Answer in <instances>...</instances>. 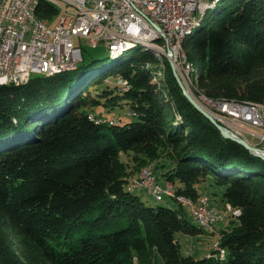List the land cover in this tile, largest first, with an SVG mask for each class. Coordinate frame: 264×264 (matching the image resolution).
Listing matches in <instances>:
<instances>
[{"label": "trees", "instance_id": "16d2710c", "mask_svg": "<svg viewBox=\"0 0 264 264\" xmlns=\"http://www.w3.org/2000/svg\"><path fill=\"white\" fill-rule=\"evenodd\" d=\"M199 18L183 40L191 80L200 76L209 97L264 103V0H219ZM164 61L167 101L151 83L159 60L150 52L0 84V264H264V159L225 138ZM110 75L128 87H112ZM98 105H128L136 119L110 125L115 117L90 110ZM162 160L176 193L197 199L203 176L241 209L220 229L223 257L183 255L175 233L202 227L180 203L147 205L128 188Z\"/></svg>", "mask_w": 264, "mask_h": 264}, {"label": "built area", "instance_id": "2783aa9c", "mask_svg": "<svg viewBox=\"0 0 264 264\" xmlns=\"http://www.w3.org/2000/svg\"><path fill=\"white\" fill-rule=\"evenodd\" d=\"M211 1L51 0V7L60 8V18H52L50 7H42L43 15L33 14V2L44 0H0V79L26 80L57 66H69L82 56V49L74 43L76 36L85 37L92 45L103 41L114 54L126 39L154 41L155 32H162L167 35L166 50L171 49L173 57H177L180 32L187 23H194ZM202 103L231 134L264 149V107L205 100ZM134 187H143L158 200H164L159 185L143 175L134 181ZM170 193L176 192L168 188V196ZM184 203L189 213L209 224L210 220L226 221L228 214L238 217L242 213L229 202L221 210L210 204L206 195L194 200L184 197ZM212 252L207 256L225 254L220 241H215Z\"/></svg>", "mask_w": 264, "mask_h": 264}, {"label": "rangeland", "instance_id": "374dc122", "mask_svg": "<svg viewBox=\"0 0 264 264\" xmlns=\"http://www.w3.org/2000/svg\"><path fill=\"white\" fill-rule=\"evenodd\" d=\"M228 2H229V0H223V5L226 6L228 4ZM217 5L219 8L221 6V3H219ZM45 7H51V5L47 4ZM52 15H53L52 18H59V12H56V11L52 12ZM213 18H214L213 11L208 10L206 19L204 20V25H208ZM201 25L197 29L194 30L193 34H195L197 32V30L200 29ZM193 34L191 33V35H193ZM188 36H190V35H188ZM74 43L76 46H78L82 49L83 60L81 62H79V65L87 64L90 61H92L93 59H101V58L109 57V59H110L109 65L112 67V65L114 63H116L117 61H119L121 59H124V58L127 59L131 56L142 57V56H144L145 52L152 53L154 56H156L158 58L159 62L156 64L151 63L149 65L150 67H155V66L158 67V69H156L152 72L151 83L154 86V89L156 90V92L159 95L161 94V96L163 97V99L165 101L168 100V97L170 99V96H169L168 89H166L167 84L165 83L166 78H165L164 74L166 72L167 67H166V62L164 61V57H166L169 60L170 64H171V61H173L175 63V66L177 68L179 76L182 78L184 85L188 88V90L193 95V97L196 99V101L199 104H201L205 109L208 110V107L206 105H204L202 103V101L204 102V99H206V98H208V99L214 98V97H209L207 94H205L204 87L202 86V83H200V80H199L200 76L197 77V81H196L197 83L196 82L194 83L193 81H191L188 74H190V70H191L192 66L187 60V53H186L185 48L183 47V42H182V49L180 51V54L177 57L172 56L171 58H169L167 55L168 50H167L166 55H165L162 53V51L158 53L155 49H153V48L146 49V47H144V46L143 47L142 46H129V48H126L125 49L126 51L123 52L121 55L119 54L117 57L112 58L109 55V51L107 49L106 43L103 41H100L97 45H92L85 37L76 36L74 38ZM166 43L167 42L165 41V44H164V42L163 43L161 42L160 44H163L166 47ZM136 47H139V48L137 49ZM164 51H166V48ZM188 64H189V66H188ZM172 70H173V68H172ZM62 72H64V71H59L58 73L57 72L53 73L50 76L57 75V74L62 73ZM47 76H49V75H47ZM118 77H122V76H116L115 77L113 75L112 76L110 75L106 79V81H107V83L112 84V87H114L113 85H115V84L120 85L118 83ZM122 78H124V77H122ZM125 80L128 82L127 79H125ZM104 85H105V83H104ZM104 85H102V86H104ZM179 86H180V84H179ZM180 88H181V86H180ZM120 89L123 90L121 88V86H120ZM97 91L98 90L95 89L94 94L98 95L99 92H97ZM216 99H221V98H215L214 100H216ZM223 99H228V98H223ZM229 99L248 104V103H246L247 101H242V100H238V99H234V98H229ZM88 100L90 102L91 101L93 102L94 99H93V97L89 96ZM103 101H104V99H103ZM248 102H252V101H248ZM252 103H254V102H252ZM255 103L264 104L263 102H255ZM90 110H94V112H96V113L103 112L102 114L106 115V117H108V118H111V117L119 118V120H117L118 121L117 123H114V124L108 123L110 125L120 124L122 122L133 121L136 119L135 115L129 114V111H133V110H131V108L128 105L117 106V107L112 108V109H110L109 107H105L103 105H98V106H95L94 108H91ZM104 115H102V116H104ZM175 117L177 119H179V118H181V115L178 112H175ZM121 158L123 160L129 161L133 164V160H130V157L128 155L126 156L125 154H123V155H121ZM156 164H157L156 162L152 161V163H148L147 165L143 166L140 170L141 172L139 171L138 174L129 181L128 188L131 185H134V181L136 179H140L143 175V177L146 178L147 180L150 179L153 183L164 187L165 188L164 190H167L168 188H170V189H172L173 192H176L175 187L171 182L172 180L166 179L167 175L165 174V172L167 171V168L170 166V163L168 161L162 160V161H160L159 164H164V166L157 167ZM148 169H149V171H148ZM146 171H148V172H146ZM202 178H203V176H201L199 178L200 182L198 183V188L200 191V196H198V198H200L203 195H206L209 198L210 204L215 205L216 207H218L222 210L224 207L223 205L226 203L223 200L224 186L219 185L218 183H216L214 181L210 182V181L206 180L205 178H203V179ZM131 182H132V184H131ZM204 182L207 184L206 187H203ZM131 189L134 190L133 193L139 195L147 205H151L154 207H157V206L179 207V201H180V204L183 205V211L185 212L184 216L187 218V220L190 221L191 224H196V221L194 220L193 215L191 213H189V209L187 208L188 206L186 207L187 203H184V195L185 194H179V195H181V196H179L178 193H172L173 196H171V195L168 196V194H166L163 191L164 200L158 201L147 189H145L143 187L141 188V187H132L131 186ZM185 197L195 199L190 195H186ZM176 198H178L179 200ZM232 217H233L232 215L228 214L226 221L216 220L214 222L215 224L208 225L207 227H202V230H197L196 232L177 231L175 233V237L180 243L181 253L183 255H193L195 257H204L208 253L212 252V249H215V241H218V240L220 241V239H221L220 229L224 225H226V223ZM234 218H236V217H234ZM211 230H213V231H211ZM218 232H220V234ZM224 255L225 254H222L221 257H223ZM157 264H163V261L160 257H158Z\"/></svg>", "mask_w": 264, "mask_h": 264}, {"label": "bare ground", "instance_id": "6f19581e", "mask_svg": "<svg viewBox=\"0 0 264 264\" xmlns=\"http://www.w3.org/2000/svg\"><path fill=\"white\" fill-rule=\"evenodd\" d=\"M219 0H212L209 4L205 5V7H203L201 9V14L199 15V17L207 10L208 7H211L213 6L216 2H218ZM45 3H47L48 5L50 4L51 5V0H44ZM41 2H33V14H37V9H38V6L40 5ZM56 12H59V18H60V8H55ZM53 16V15H52ZM199 17L194 21V23H187V28H185L182 32H180L179 34V41H178V49L181 51L182 49V42L185 38V36L189 33H191L193 31V29L196 27V25L198 24L199 22ZM165 41L167 42V35L165 33H162V32H155L154 34V41H151V40H148V39H126L125 41H122L121 43V48L115 52L113 55H115V57H117L119 54H121L122 52L126 51L125 49L126 48H129V46H137V45H141V46H144L146 48H153L155 49L158 53L162 51L163 54L166 55V51L165 50V46L163 44H160L161 42L165 44ZM157 53V54H158ZM112 55V56H113ZM185 55V54H184ZM189 66V64H188ZM68 66H57L55 70H51L49 72H46L47 75H51L53 73H58L59 71H64L66 70ZM120 78V77H119ZM30 78H26V80H22V79H14V80H6V79H0V84H6V83H14V84H17V85H20V84H24V83H27L29 81ZM118 83L124 87H128V85H126V82H124L123 80H118ZM206 96V95H205ZM202 98V97H201ZM215 98L213 99H204L205 101H214L215 103H224L225 105H239V104H244V105H251L253 107H264V104L262 103H252V102H246L248 104H245V103H242V102H239V101H236V100H230L229 98L228 99H216L214 100ZM91 119H93L94 117L93 116H90ZM114 120V119H113ZM95 122L97 120H94ZM113 122V121H111ZM222 124V123H221ZM148 168V167H147ZM154 169V168H153ZM149 171V169H148ZM146 171V172H148ZM141 172V171H140ZM139 178V177H138ZM132 184V182H131ZM132 187H134V185H131ZM131 186H130V189H131ZM166 187V186H165ZM142 188V187H141ZM165 188L162 187V186H159V194L160 195H163V191L168 194V189L167 190H164ZM132 190V189H131ZM171 196H173L172 193H170ZM177 195V194H176ZM179 195V194H178ZM181 196V195H179ZM186 195H184L185 197ZM177 197V196H176ZM182 198V197H181ZM157 199V198H156ZM178 199V198H176ZM158 200V199H157ZM179 200V199H178ZM194 200V199H193ZM158 201H161V200H158ZM180 203V201H179ZM182 203V202H181ZM183 204V203H182ZM187 207V205H186ZM188 208V207H187ZM194 217V220L196 221V223L201 226V227H207L208 225H212V224H215L214 222L216 220H210V224L206 222L205 219L203 218H197L196 216H194L193 213H191ZM214 226V225H213ZM212 227V226H211ZM213 231V230H211ZM220 234V232H218ZM214 234V233H213ZM217 235V234H216ZM220 236V235H219ZM222 236V234H221ZM219 241V240H218Z\"/></svg>", "mask_w": 264, "mask_h": 264}, {"label": "water", "instance_id": "95a60500", "mask_svg": "<svg viewBox=\"0 0 264 264\" xmlns=\"http://www.w3.org/2000/svg\"><path fill=\"white\" fill-rule=\"evenodd\" d=\"M158 29H160L158 26H156ZM108 51H109V55L110 57H115V55L112 56L111 51L109 50V48L107 47ZM168 57L171 58L173 56V52L172 50H168L167 53ZM83 60V55L81 56V58L77 61H73L69 64V66L66 68V70L64 71H68V70H73L75 69L78 65L79 62H81ZM171 65L173 68V72L175 74V77L178 81V83L180 84L182 91L184 93V95L187 97V99L195 106V108H197L204 116H206L210 122L212 124H214L219 131L222 133V135L230 140L236 141L239 144H241L242 146H244V148H246L250 153H252L253 155H256L258 157H261L264 159V149L262 148H258L255 146H252L251 144H249L247 141H245L242 138L236 137L233 134H231V132L220 122H218V120L209 112V110L205 109L201 104H199L196 99L193 97V95L190 93V91L188 90V88L184 85L182 78L179 76V73L177 71V68L175 66V63L173 61H171ZM36 75V74H34ZM46 75V74H44Z\"/></svg>", "mask_w": 264, "mask_h": 264}, {"label": "crops", "instance_id": "0c3cea01", "mask_svg": "<svg viewBox=\"0 0 264 264\" xmlns=\"http://www.w3.org/2000/svg\"><path fill=\"white\" fill-rule=\"evenodd\" d=\"M203 185H204L203 187H206L207 184L204 182ZM210 251H211V250H210Z\"/></svg>", "mask_w": 264, "mask_h": 264}]
</instances>
